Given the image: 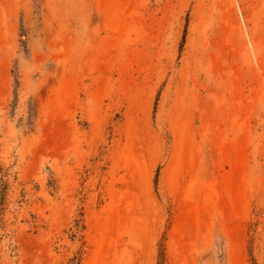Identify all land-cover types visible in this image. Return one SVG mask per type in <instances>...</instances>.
<instances>
[{
  "label": "rangeland",
  "instance_id": "obj_1",
  "mask_svg": "<svg viewBox=\"0 0 264 264\" xmlns=\"http://www.w3.org/2000/svg\"><path fill=\"white\" fill-rule=\"evenodd\" d=\"M0 178V264H264V0H0Z\"/></svg>",
  "mask_w": 264,
  "mask_h": 264
},
{
  "label": "trees",
  "instance_id": "obj_2",
  "mask_svg": "<svg viewBox=\"0 0 264 264\" xmlns=\"http://www.w3.org/2000/svg\"><path fill=\"white\" fill-rule=\"evenodd\" d=\"M7 184H5L2 179L0 178V201L5 197V191H6ZM24 198L23 195H21L20 199ZM25 201V199H23ZM21 201V202H23ZM26 202V201H25Z\"/></svg>",
  "mask_w": 264,
  "mask_h": 264
}]
</instances>
